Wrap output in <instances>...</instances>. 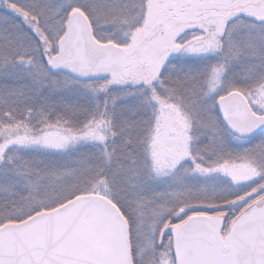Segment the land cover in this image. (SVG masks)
Returning <instances> with one entry per match:
<instances>
[{
  "label": "snow or ice",
  "instance_id": "6c2138e0",
  "mask_svg": "<svg viewBox=\"0 0 264 264\" xmlns=\"http://www.w3.org/2000/svg\"><path fill=\"white\" fill-rule=\"evenodd\" d=\"M0 264H264V0H0Z\"/></svg>",
  "mask_w": 264,
  "mask_h": 264
}]
</instances>
